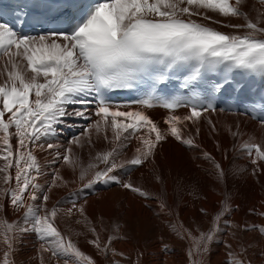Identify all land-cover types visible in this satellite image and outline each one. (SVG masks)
Here are the masks:
<instances>
[{
    "label": "snow or ice",
    "instance_id": "snow-or-ice-1",
    "mask_svg": "<svg viewBox=\"0 0 264 264\" xmlns=\"http://www.w3.org/2000/svg\"><path fill=\"white\" fill-rule=\"evenodd\" d=\"M245 3L246 0H92L87 9L75 6L74 25L50 27L36 35L23 34L15 30V25L0 22V161L3 162L0 174L6 185L0 188V197H7L14 210L23 209L22 223L0 219V243L7 249L3 252L2 264H12L13 244L17 235L25 232H34L42 241L40 253L66 257L64 264H70V260L72 264H95L59 230L56 225L59 209L55 205L50 209L47 207L49 195L44 193L42 202L34 203L41 190L37 182L41 165L36 155L37 149L44 148L40 141L53 133L54 125L64 123L67 117L92 119L87 106L94 104L92 122L69 141L62 153L57 151L56 158L73 169L81 167L79 179L86 180L83 187L111 181L145 199L152 198L149 191L136 186L130 179L119 180L114 171L142 166L155 155L157 145L169 136L189 147H197L195 138L186 136L185 127L189 122L196 125L202 117L216 110L211 99L202 100L192 90L194 82L202 80L204 73L218 71L223 75V82L213 84L211 93L221 91L226 83H230L234 70L264 74V11H259L253 19L243 11ZM260 3L264 6V0ZM63 6V3L50 4L49 14L55 16ZM209 12L238 18L243 23L223 24L209 16ZM19 14H26V9ZM201 21H211L234 31L224 32ZM185 72L188 74L180 88L189 91L187 96L159 94L158 85ZM116 89H143L141 98L133 102L139 107L127 105L126 110H121V106L110 103L105 93ZM205 92L209 93V90L205 89ZM74 104L81 107L70 112L68 106ZM156 106L169 112L164 118L167 125L164 129L145 110ZM180 107L187 108L186 115L175 114L174 110ZM259 119L264 127V114ZM208 122L212 123L211 120ZM93 133L102 134L112 147L98 152L95 162L89 163L84 170L74 155L73 146L82 147L83 140L91 144ZM196 134H199V128ZM130 137L139 141L133 156L117 162L124 147L122 142ZM54 147L47 144L48 149ZM241 147L252 157V164L257 165L255 174L260 170L258 162L264 161V147L251 140ZM205 156L212 159L207 153ZM213 163L218 178H223L221 165ZM101 164L103 168L99 167ZM12 168H15V186L10 183L9 170ZM57 181H63L58 171L49 187H55ZM159 206L161 211L167 209L163 201ZM74 211L83 216L85 209L83 205L77 208L73 204L66 214L71 216ZM228 211L224 202L214 217L212 228L193 238L198 256L207 252L208 242L215 238L218 228L216 222ZM259 215L264 216V212ZM243 227L258 228L264 234V225ZM89 230L95 235L89 243L101 252L109 251L113 237L109 236L108 242L101 246L96 228ZM188 254L191 258L193 250L190 249ZM192 264L203 262L197 259L192 260ZM228 264L250 262L229 252Z\"/></svg>",
    "mask_w": 264,
    "mask_h": 264
},
{
    "label": "bare ground",
    "instance_id": "bare-ground-1",
    "mask_svg": "<svg viewBox=\"0 0 264 264\" xmlns=\"http://www.w3.org/2000/svg\"><path fill=\"white\" fill-rule=\"evenodd\" d=\"M242 7L253 19L259 11H264L260 0H246ZM208 15L214 20H221L223 24L243 23L238 18H225L211 12ZM201 22L224 32L234 31L211 21ZM119 106L121 110H126L127 105ZM80 107L79 104L69 105L68 110L71 112ZM87 108L88 115L94 119V104ZM145 110L162 129L167 127L164 118L169 114L168 110L159 106ZM174 111L178 116L187 114L186 107ZM92 119L67 117L64 123L54 125L53 133L42 138L40 143L44 144V148L36 150L41 165V176L37 181L41 190L34 203L39 205L43 194L47 193V207L50 209L55 205L59 209L56 218L59 230L70 237L95 264H114L115 261L119 264H192V260L197 259L202 260L203 264H228L229 252L250 264H264V234L258 228L243 227L264 225V216L259 215L264 212V161L258 162L260 170L254 174L257 165L252 164V157L241 147L249 140L255 143L263 140L264 127L260 121L240 112L216 108L198 122V135L197 128L188 135L195 138L197 147H189L169 136L158 144L160 147H156L155 155L142 166L114 171L119 180L130 179L136 186L149 191L152 198L145 199L123 189L117 182L101 181L91 187H83L86 180L79 179L81 167L73 169L65 165L62 159L56 158V152L62 153L69 146V141L79 136ZM191 126L189 122L185 128ZM108 135L111 139V132ZM49 143L55 147L48 149ZM122 143L124 147L117 156V162L130 159L139 141L136 137H130ZM12 144L15 147V138ZM82 145L73 146V152L84 170H87L89 163L95 162L94 157L98 152L112 147L102 134L95 133L91 144L83 140ZM213 162L221 165L223 178H218ZM2 164L0 161V166ZM99 167L103 168V165ZM9 171L12 176L10 183L15 186V168ZM57 171L63 181H57L56 186L50 188ZM2 176L0 174V188L6 187ZM161 201L167 205L165 211L160 209ZM224 202L229 211L216 222L215 238L208 242L207 252L198 256L194 252L193 238L212 228L214 217ZM0 204L3 205L0 207V219L22 223L23 209L14 210L7 197H0ZM73 204L77 208L84 206L83 216L76 211L71 216L66 214ZM91 227H95L99 233L101 246L108 242L109 236L113 237L110 250L106 253L89 243V240L95 239L89 230ZM41 243L34 232L18 234L10 255L12 264H41V256L43 264H57V261L64 264L66 257H53L50 252L40 253ZM190 249L193 250L191 260L187 256ZM6 250V246L0 243V264Z\"/></svg>",
    "mask_w": 264,
    "mask_h": 264
},
{
    "label": "rangeland",
    "instance_id": "rangeland-1",
    "mask_svg": "<svg viewBox=\"0 0 264 264\" xmlns=\"http://www.w3.org/2000/svg\"><path fill=\"white\" fill-rule=\"evenodd\" d=\"M199 125H200V123H197L196 125H193V126H191V127H189V128H185L184 130H185V134H186V136H188L190 133H191V131H192V129H196L197 127H199ZM260 140H261V142H260ZM260 140H258L257 141V144H260L261 145V147H264V138H263V140L262 139H260ZM263 141V142H262ZM157 147L159 148L160 147V145H157ZM254 155V154H253ZM260 162V161H259ZM195 252V251H194ZM189 252H187V256H189V254H188ZM189 260H191L190 259V257H189Z\"/></svg>",
    "mask_w": 264,
    "mask_h": 264
}]
</instances>
